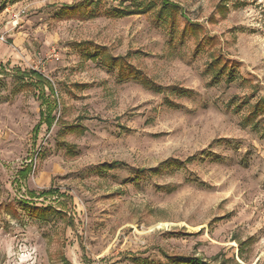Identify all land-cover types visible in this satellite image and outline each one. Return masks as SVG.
I'll return each instance as SVG.
<instances>
[{"label":"rangeland","instance_id":"1","mask_svg":"<svg viewBox=\"0 0 264 264\" xmlns=\"http://www.w3.org/2000/svg\"><path fill=\"white\" fill-rule=\"evenodd\" d=\"M167 1L0 0V264H264V0Z\"/></svg>","mask_w":264,"mask_h":264},{"label":"trees","instance_id":"2","mask_svg":"<svg viewBox=\"0 0 264 264\" xmlns=\"http://www.w3.org/2000/svg\"><path fill=\"white\" fill-rule=\"evenodd\" d=\"M140 1H143V3L142 4H138V6H139V10H136V11H138V12H140V13H142V12H144V11H149L153 6H151L153 3L155 4V1L156 0H140ZM161 1V10H160V15H161V18H162V16H164L165 18H163L164 20H165V22H166V18L167 17H172V12L175 10V9H177V6H171V4H169L168 3V1L167 0H160ZM145 2V3H144ZM168 6H170V9H167L168 8ZM3 8L2 7H0V10H2ZM62 9H64L65 11H63V13L62 14H64V15H66V14H69L70 15V13H72V12H74V11H76V12H79V13H81V10L82 9H84V11H85V16H95L96 15V13L95 14H93L92 12H91V9H92V6H91V4L90 3H81L80 5H78V6H76V7H74V6H67V5H64L63 7H62ZM167 10H168V12L169 13H167ZM132 11V10H131ZM131 11H122V10H119L118 12L116 11V13H119V14H130V13H132ZM167 16V17H166ZM17 74L19 75V76H25V77H28V78H30V79H32V80H35V82L38 84V85H41V84H43L45 81H44V79H43V77L39 74V73H37V72H35V71H33V70H31V71H28V72H26V71H20V70H17ZM46 83V82H45ZM44 103V102H43ZM47 108V110H49V108H48V106L46 107ZM46 117V116H45ZM47 118H48V116H47ZM53 119H54V117H51V119H49V120H46V124L48 125V127L50 128V126L52 125V121H53ZM45 120V119H44ZM34 131V130H33ZM35 133V132H34ZM28 171V170H27ZM53 191H51L50 189L49 190H47V191H45V192H43V193H45V194H48V193H52ZM57 193V192H56ZM57 196V198L58 197H64V199L63 200H65V201H67V199H70V196H68L67 194H57L56 195ZM47 208H46V210L45 209H43V210H40V212H38V213H36V216H38V218H40L41 216H43V215H46V213H47ZM178 259H180V260H178L179 262H182L183 264H208V263H205V262H203L201 259H199V258H189V257H178Z\"/></svg>","mask_w":264,"mask_h":264},{"label":"built area","instance_id":"3","mask_svg":"<svg viewBox=\"0 0 264 264\" xmlns=\"http://www.w3.org/2000/svg\"><path fill=\"white\" fill-rule=\"evenodd\" d=\"M3 38L1 37L0 40H2Z\"/></svg>","mask_w":264,"mask_h":264}]
</instances>
